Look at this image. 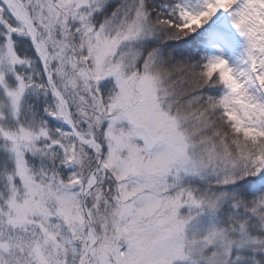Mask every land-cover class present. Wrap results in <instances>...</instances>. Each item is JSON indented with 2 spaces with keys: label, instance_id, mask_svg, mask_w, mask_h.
<instances>
[{
  "label": "snow or ice",
  "instance_id": "obj_1",
  "mask_svg": "<svg viewBox=\"0 0 264 264\" xmlns=\"http://www.w3.org/2000/svg\"><path fill=\"white\" fill-rule=\"evenodd\" d=\"M0 264H264V0H0Z\"/></svg>",
  "mask_w": 264,
  "mask_h": 264
}]
</instances>
